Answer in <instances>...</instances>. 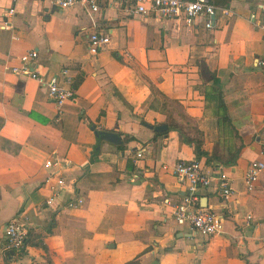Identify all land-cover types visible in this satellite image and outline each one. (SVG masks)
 I'll return each instance as SVG.
<instances>
[{"label":"crops","instance_id":"crops-1","mask_svg":"<svg viewBox=\"0 0 264 264\" xmlns=\"http://www.w3.org/2000/svg\"><path fill=\"white\" fill-rule=\"evenodd\" d=\"M212 2L209 29L205 15L189 24L109 0L96 13L83 4L0 0V25L15 9L12 28H0V264H264V170L252 190L245 178L264 160V15L249 20L264 0ZM94 31L110 37L97 54L89 48ZM30 50L43 77L72 76L75 97L60 110L39 81L10 71ZM213 83L234 130H222L213 102L207 107ZM151 84L196 120L202 150L216 157L198 159L205 171L231 178L229 204L217 182L197 192L199 205L222 219L213 237L175 220L188 188L173 168L197 156L179 131L155 130L168 124ZM58 178L60 202L47 206ZM78 196L81 206L66 207ZM17 216L28 231L23 255L8 250L4 232Z\"/></svg>","mask_w":264,"mask_h":264},{"label":"built area","instance_id":"built-area-1","mask_svg":"<svg viewBox=\"0 0 264 264\" xmlns=\"http://www.w3.org/2000/svg\"><path fill=\"white\" fill-rule=\"evenodd\" d=\"M112 3L124 4L127 11L133 14L153 13L158 16L168 18H184V20L192 24L195 20L205 15L207 17L205 27L212 29L215 25V16L218 8L211 3L210 0H109ZM53 4L63 9L70 8L76 4H83L96 13L100 10L101 0H51ZM224 14H228V9H223ZM15 13L14 8H10L5 13L0 28L11 29L12 16ZM264 15V2L259 4L258 12H252L249 20L259 24V16ZM264 30V22L261 25ZM90 51L97 54L110 42L108 34L94 31L90 35ZM39 54L37 50H30L18 57V63L10 67V71L14 74L34 78L39 81L46 89L49 98L56 104L60 110L61 107L72 100L76 94V87L72 76L68 70H63L59 75H53L49 78L43 77L38 70ZM62 78V80H61ZM136 156H143V149L137 152ZM54 162L47 160L45 166L52 167ZM264 170V160L254 161L251 163L246 173V183L249 190L253 189L255 182L259 179L261 172ZM173 174L183 183L187 184L188 193L184 197L183 202L176 206L174 217L176 222L181 225H188L196 233L205 238L213 237L221 232L222 219L214 211L199 205V196L197 194L200 188H209L214 182H217L219 194L224 203L229 204L233 196L234 189L231 178L223 169H219L216 174H211L202 167L198 159L185 162H178L173 168ZM65 185L63 178H58L55 185L52 186L53 194L46 199L47 206H54L60 202V187ZM84 203V198L78 196L67 202L66 207L76 208ZM5 236L8 242L7 248L13 253H20L26 243L28 231L25 227L21 216L13 218L5 227Z\"/></svg>","mask_w":264,"mask_h":264},{"label":"trees","instance_id":"trees-1","mask_svg":"<svg viewBox=\"0 0 264 264\" xmlns=\"http://www.w3.org/2000/svg\"><path fill=\"white\" fill-rule=\"evenodd\" d=\"M210 1L211 3H213L212 0ZM151 90L156 95H159V97H161V99L163 100L160 106L161 109L167 114V124L169 126V130L179 131L183 136L184 141L194 146L197 159L206 157L207 162L212 163V161L216 159V157H207L202 150L203 132L200 130L196 120H194L186 112L184 105L180 101L169 98L162 94L153 84H151ZM206 100L207 107L210 102H213V105L215 107V117H217L218 119L219 127H221L222 130H234V126L229 116L227 106L223 99V93L219 86H216L214 83L210 86L209 90H207L206 92ZM238 154L239 152H237L236 157L231 161V163H234L236 161ZM23 254L24 250H22L17 255Z\"/></svg>","mask_w":264,"mask_h":264},{"label":"water","instance_id":"water-1","mask_svg":"<svg viewBox=\"0 0 264 264\" xmlns=\"http://www.w3.org/2000/svg\"><path fill=\"white\" fill-rule=\"evenodd\" d=\"M168 125H159L155 127V130L159 132H163L168 130ZM96 135L99 137L100 140H107L110 142H113L115 144L122 143L121 137L119 134L113 133V132H107V131H96Z\"/></svg>","mask_w":264,"mask_h":264}]
</instances>
